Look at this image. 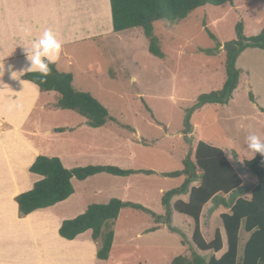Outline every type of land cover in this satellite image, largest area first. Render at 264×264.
Wrapping results in <instances>:
<instances>
[{
    "label": "rangeland",
    "instance_id": "rangeland-1",
    "mask_svg": "<svg viewBox=\"0 0 264 264\" xmlns=\"http://www.w3.org/2000/svg\"><path fill=\"white\" fill-rule=\"evenodd\" d=\"M239 22L244 23L247 37L260 34L264 29L263 0H234L233 4L220 7L208 5L183 21L156 23L155 35L160 40L164 59L150 54L149 40L139 28L131 29L136 35H133L134 40L129 38L130 42L127 39L132 33L125 38V34L116 33L109 42L106 38L73 46L81 52L78 53L80 63L72 67L78 69L76 85L93 92L118 122H109L97 136L92 135L103 144L101 156L67 164L75 168L115 166L159 173L134 177L100 174L89 182L75 181L77 191L85 197L84 204H108L116 198L124 199V202H143L154 213L165 214L160 190L167 192L178 188L184 178H165L160 174L180 171L183 160L193 156L198 142L223 150L236 168L255 157L247 151L245 138L250 134L264 137V51L261 49H247L239 57L237 68L242 71V76L230 102L227 105L208 104L195 110L191 115L192 133H188L185 127L188 111L197 104L199 97L222 89L226 79L223 48L216 55L206 54L203 50L216 49L218 43L223 46L234 40ZM210 33L217 41L210 37ZM107 54L113 62L105 76L97 80L85 79L88 76L82 75L81 69L83 72L86 64L95 59L105 62ZM250 95L255 102L250 100ZM60 113L64 119L60 122H73L74 118L73 123L82 120L72 111ZM244 179L247 181L248 178ZM177 199H183V196L173 198L171 205ZM207 214L208 210L204 216ZM129 215L145 219L152 217L130 208L124 209L122 217ZM173 215V226L187 231L183 219L190 218L175 212ZM113 223H110L111 227ZM110 226L105 227V233ZM129 228L125 226L124 229ZM167 235V239H160L157 243L167 247L160 253L166 260L151 257L150 264H170L172 258L183 256L176 238L182 236L168 232ZM124 242L126 240L119 236L113 261L118 260L120 254L136 253L134 246L124 252L120 248ZM145 251L142 249L141 252L146 254Z\"/></svg>",
    "mask_w": 264,
    "mask_h": 264
},
{
    "label": "crops",
    "instance_id": "crops-1",
    "mask_svg": "<svg viewBox=\"0 0 264 264\" xmlns=\"http://www.w3.org/2000/svg\"><path fill=\"white\" fill-rule=\"evenodd\" d=\"M24 27L31 28L33 38L45 28H52L64 42L61 57L55 63L57 69L73 76L76 89L93 96V92L76 85L75 73L78 69L72 67L80 63L78 53L81 52L73 46L106 38L109 42L113 36L120 34L113 31L110 0H0V66L4 65V74L0 77V264H150L151 257L154 260H166L165 255L161 256L160 253L167 247L157 243L160 239L168 238L167 232L175 236L179 234L171 232L164 223L157 224L150 216L149 219L130 215L122 217L124 210L111 227L115 237L108 260L98 258L100 244L93 240L91 230L74 240L61 237L62 224L84 214L91 205L84 204L85 197L77 191L75 181L78 180L75 179V192L67 200L25 217L20 216L16 198L31 191L42 180L40 175L30 171L35 161L40 156L57 157L65 168L72 169L75 167L67 163L101 156L103 144L92 135L97 136L108 125L98 129L90 128L82 116V120L78 119L80 121L76 123H73L75 118L73 122H60L64 121L60 112L68 110L56 108L57 93L41 92L31 82L23 86L20 81L11 78L10 66L13 70L27 67L24 49L19 46ZM133 32L127 30L121 34H125V38L132 33L127 39L130 42L134 40L133 35H136ZM128 46L132 44L128 43ZM105 57H108L105 62L95 59L86 64L83 72L81 69L82 75L88 76L85 79L97 80L105 76L109 64L113 62L109 54ZM21 80L27 81L24 76ZM57 129L65 130L57 132ZM97 176L83 182H89ZM165 192L160 190L161 194ZM181 196L183 199L177 201H187L189 198V195ZM133 203L148 207L143 202ZM206 210L208 214L204 216ZM226 212L228 210L222 206L212 209L211 202L204 207L200 227L207 241H211L215 231L221 229L220 215ZM190 219H183L187 224V231L184 232L180 227L173 226L172 216V226L186 237H176L183 256H190L197 251L207 260L213 255L220 258L226 246L220 253L197 250L192 242L194 221ZM125 226L130 228L125 230ZM119 236L126 240L120 248L125 252L134 246L136 253L120 254L118 260L113 261ZM242 236L241 252L249 234ZM142 249L146 250V254L141 252ZM126 259L134 261L131 263Z\"/></svg>",
    "mask_w": 264,
    "mask_h": 264
},
{
    "label": "trees",
    "instance_id": "trees-1",
    "mask_svg": "<svg viewBox=\"0 0 264 264\" xmlns=\"http://www.w3.org/2000/svg\"><path fill=\"white\" fill-rule=\"evenodd\" d=\"M264 2V0H263ZM113 29L121 33L131 29H141L149 40L151 55L164 59L160 40L155 35V24L161 21L177 22L187 19L191 13L211 5L220 7L233 4L234 0H110ZM208 30V29H207ZM210 37L217 41L214 34ZM218 43V42H217ZM225 51L226 79L222 89L201 95L197 104L188 111L185 127L192 133L191 115L195 110L208 104L227 105L240 84L242 71L237 68L239 57L250 48L264 51V29L260 34L247 37L244 33V23L236 26V38L225 45L218 43L212 50H203L209 55H216L219 49ZM51 71L46 77L39 73H28L24 79L37 85L41 92L57 93L56 108L73 111L86 119L90 128L98 129L109 122L118 120L109 114L107 108L90 93L79 91L73 85V76L60 72L56 64L50 65ZM250 100L254 101L253 95ZM65 129H57L63 132ZM257 154L253 159L244 161L236 168L225 152L205 142H198L193 156L183 160L180 171L161 173L165 178H184L183 184L163 194L162 204L164 215H158L152 210L133 202H124L113 198L108 204H93L86 212L75 219L65 221L60 228L61 237L74 240L79 235L93 232V240L100 244L98 258L108 260L114 243V231L110 223L118 219L124 209H133L152 216L155 222L166 224L170 231L185 235L172 226V214L176 212L193 219L194 231L192 242L200 252L212 251L220 253L209 260L199 255L197 251L190 256H179L171 264H264V165ZM30 171L40 175L42 180L34 188L19 195L16 201L21 217L37 210L55 206L71 197L74 192L73 180L83 182L99 174H109L116 177L133 175H158L153 170L121 169L115 166H86L67 169L57 158L40 156L32 165ZM247 177V181H245ZM195 184V185H194ZM189 195L187 201L178 200L171 205L173 198ZM212 203V209L221 206L228 212L220 215L221 229L215 231L211 241H207L200 227L204 207ZM108 227L105 233L104 229ZM249 234L241 252L243 236Z\"/></svg>",
    "mask_w": 264,
    "mask_h": 264
},
{
    "label": "clouds",
    "instance_id": "clouds-1",
    "mask_svg": "<svg viewBox=\"0 0 264 264\" xmlns=\"http://www.w3.org/2000/svg\"><path fill=\"white\" fill-rule=\"evenodd\" d=\"M23 37L19 43L22 46L27 60V67L13 70L9 67L11 78L20 81L23 86L30 81L21 80L28 73H39L42 77L48 76L51 71L50 65L57 63L63 52L64 42L58 38L52 28H45L37 37L33 38L30 27L23 28ZM4 65L0 66V77L3 76ZM247 151L264 158V137L259 134H250L245 138ZM264 165V159L261 160Z\"/></svg>",
    "mask_w": 264,
    "mask_h": 264
}]
</instances>
